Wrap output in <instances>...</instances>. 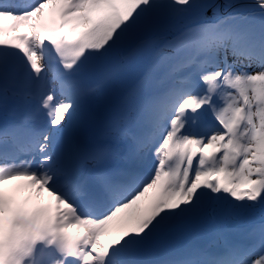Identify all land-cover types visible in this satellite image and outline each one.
Wrapping results in <instances>:
<instances>
[{
    "label": "snow or ice",
    "instance_id": "6c2138e0",
    "mask_svg": "<svg viewBox=\"0 0 264 264\" xmlns=\"http://www.w3.org/2000/svg\"><path fill=\"white\" fill-rule=\"evenodd\" d=\"M0 264H264V0H0Z\"/></svg>",
    "mask_w": 264,
    "mask_h": 264
}]
</instances>
